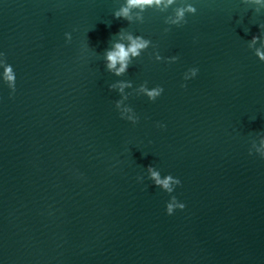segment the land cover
Returning a JSON list of instances; mask_svg holds the SVG:
<instances>
[{
	"label": "water",
	"instance_id": "obj_1",
	"mask_svg": "<svg viewBox=\"0 0 264 264\" xmlns=\"http://www.w3.org/2000/svg\"><path fill=\"white\" fill-rule=\"evenodd\" d=\"M122 3L0 0L17 76L14 94L0 85V264H264V159L248 155L264 135V64L246 46L264 8L197 0L165 35L159 10L114 19ZM121 28L180 57L156 63L150 48L129 68L135 86L164 88L155 103L130 98L136 126L102 59ZM150 165L182 181L185 211L167 216L168 196L137 183Z\"/></svg>",
	"mask_w": 264,
	"mask_h": 264
},
{
	"label": "clouds",
	"instance_id": "obj_2",
	"mask_svg": "<svg viewBox=\"0 0 264 264\" xmlns=\"http://www.w3.org/2000/svg\"><path fill=\"white\" fill-rule=\"evenodd\" d=\"M239 2L245 7H252L257 14L264 8V0H239ZM196 4L197 0H184L183 3H180L179 0H123L121 6L114 10L112 16L116 20L126 21L128 25L143 24L146 12L159 10L164 13L165 28L163 31L166 35L172 28L184 27L188 23V17L197 15ZM258 27L259 35L253 36L246 46L257 60L264 64V23H259ZM114 37L115 39H111L109 47L102 55L105 70L116 77V80L109 85V91L115 92L119 96L114 104L119 118L136 126L140 123V117L130 106V98L142 96L147 98L150 103H155L163 95L164 88L160 85L149 87L147 81L135 86L132 81L123 79L129 68L150 48L152 52L149 58L154 59L156 63L172 65L178 63L180 57L177 55L162 56L151 39L125 28H121ZM64 38L67 43H71L72 34L66 32ZM198 75V67L188 68L182 75L183 83L180 87L187 88L188 82L196 79ZM16 83L17 76L13 66L8 63L5 54L0 52V85H6L10 93L14 94ZM156 126L158 128L165 127L160 123ZM258 137H260L259 147H256L255 151L249 148L248 155H256L260 159H264V135H258ZM136 180L140 184H143L145 180L150 181L154 187L168 196L169 199L165 204L167 216L171 217L177 212L185 211L186 204L175 195L176 190L182 186V181L178 177L171 174L162 175L158 167L150 165L144 170V175L137 176Z\"/></svg>",
	"mask_w": 264,
	"mask_h": 264
}]
</instances>
